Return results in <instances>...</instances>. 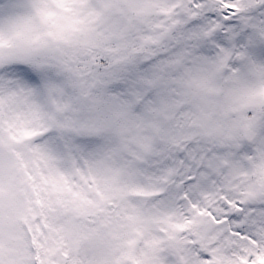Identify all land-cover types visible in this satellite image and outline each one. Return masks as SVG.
<instances>
[{
	"label": "snow or ice",
	"instance_id": "snow-or-ice-1",
	"mask_svg": "<svg viewBox=\"0 0 264 264\" xmlns=\"http://www.w3.org/2000/svg\"><path fill=\"white\" fill-rule=\"evenodd\" d=\"M0 264H264V0H0Z\"/></svg>",
	"mask_w": 264,
	"mask_h": 264
}]
</instances>
